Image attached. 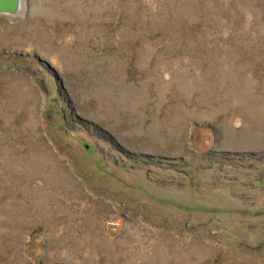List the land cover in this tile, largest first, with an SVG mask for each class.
Segmentation results:
<instances>
[{
  "label": "rangeland",
  "instance_id": "rangeland-1",
  "mask_svg": "<svg viewBox=\"0 0 264 264\" xmlns=\"http://www.w3.org/2000/svg\"><path fill=\"white\" fill-rule=\"evenodd\" d=\"M21 2L0 264H264V0Z\"/></svg>",
  "mask_w": 264,
  "mask_h": 264
},
{
  "label": "water",
  "instance_id": "water-1",
  "mask_svg": "<svg viewBox=\"0 0 264 264\" xmlns=\"http://www.w3.org/2000/svg\"><path fill=\"white\" fill-rule=\"evenodd\" d=\"M22 0H0V13L15 14L21 7Z\"/></svg>",
  "mask_w": 264,
  "mask_h": 264
},
{
  "label": "bare ground",
  "instance_id": "bare-ground-1",
  "mask_svg": "<svg viewBox=\"0 0 264 264\" xmlns=\"http://www.w3.org/2000/svg\"><path fill=\"white\" fill-rule=\"evenodd\" d=\"M18 12H19V11H18ZM18 12H17V13H18Z\"/></svg>",
  "mask_w": 264,
  "mask_h": 264
}]
</instances>
